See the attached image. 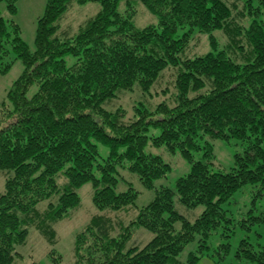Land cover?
<instances>
[{"label":"trees","instance_id":"16d2710c","mask_svg":"<svg viewBox=\"0 0 264 264\" xmlns=\"http://www.w3.org/2000/svg\"><path fill=\"white\" fill-rule=\"evenodd\" d=\"M16 2L0 0L12 14ZM96 2L98 14L77 29L64 26L71 9ZM238 2L244 7L239 16L250 19L247 27L234 16ZM142 5L157 24L136 25ZM217 31L228 39L223 48ZM196 35L210 36L211 51L185 56ZM236 51L243 63L228 54ZM11 52L24 70L0 109V264L24 259L19 248L31 229L56 246L55 224L81 205L79 190L89 183L100 213L76 234L73 264H179L181 252L198 237V251L188 259L196 264L220 230L227 242L212 257L230 264L229 240L237 226L264 224V212L249 211L237 222L225 208L246 185L258 187L259 196L264 192V0H46L34 51L0 11V62ZM12 65L6 63L2 73ZM170 69L176 77L168 101L117 106L134 92L147 96L154 88L159 94V81ZM33 86L37 90L28 97ZM209 140L238 142L241 151L229 172L212 170ZM100 146L109 150L107 157ZM151 146L179 152L191 170L174 189H156L135 217L123 219L120 214L133 216L139 197L133 187L117 191L121 181L130 185L124 170L147 190L171 172L148 151ZM177 200L203 212L191 222L177 210ZM139 229L153 234L143 247L130 245ZM49 255L61 264L56 250ZM235 257L236 264H264V247L244 239Z\"/></svg>","mask_w":264,"mask_h":264},{"label":"rangeland","instance_id":"374dc122","mask_svg":"<svg viewBox=\"0 0 264 264\" xmlns=\"http://www.w3.org/2000/svg\"><path fill=\"white\" fill-rule=\"evenodd\" d=\"M229 5H232L234 0H224ZM245 1V0H244ZM237 3V2H236ZM143 6V5H142ZM46 9V0H17L16 2V12L14 14L10 13L7 4L0 3V11L4 18L11 19L19 26L21 30V37L23 41L29 46V48L34 51L36 49V37L38 30L39 20L43 17ZM101 10V5L99 3H89L87 5H77L67 15L65 19L64 26L67 28L77 29L80 24H83L87 19L94 17ZM123 6L121 4L120 11L122 12ZM243 4L238 2V10H234V16L237 17L238 23L242 26H248L250 19L240 17L238 12H243ZM136 25L138 27H144L151 24H157L158 19L156 16L151 14L144 6L138 8V14L135 18ZM214 37L217 39L220 47L223 48L228 43L226 35L222 31H217L213 33ZM209 35H196L193 39L190 50L185 56L195 57L197 55H204L211 51V46L209 45ZM240 38V44L244 46L247 51V44L244 37ZM239 51V50H238ZM236 51V52H238ZM230 57L238 63H243V56L241 54H235L233 52H228ZM16 55L11 52L9 57H7L3 62H0V109L4 102H7V93L13 83L21 76L24 66L21 61L16 60ZM13 61L12 67L6 73H2V68L6 66V63ZM176 77V70L170 69L166 71L162 78L160 79V84L158 85L159 94L152 89L151 95H144L141 92H134L130 94L122 101L117 103L127 108L130 103L143 102L147 106L152 107L160 102L168 101L170 98V92H173V83ZM170 92H169V90ZM37 87L33 86L30 88L27 96L31 97L36 92ZM166 90L164 93L163 91ZM159 134L157 130H153L151 134ZM213 145L214 159L211 162V168L214 171H220L223 173L229 172L235 166V154L237 151H241V147L238 142L232 141L231 144L222 140H209ZM149 152L155 155H159L162 159L171 166V172L164 179L157 180L155 182V189L147 190L141 184L138 176L134 173L124 170L122 172L123 179H125L130 185L121 181L118 185V192H125L129 187H133L138 193L139 197L133 208V216L120 214L119 216L130 220L136 216L138 209L149 204L156 195V189L162 187H169L174 189L176 187L177 180L188 174L191 170V164L188 163L179 152L172 153L166 147H149ZM100 153L104 157H107L109 150L103 146H100ZM202 151L196 155V159H201ZM0 193L4 190V177L0 176ZM259 188L253 185H246L239 191L232 204L227 205L229 215L239 221L250 215L249 211H253V214L260 215L264 212V192L263 196H259ZM79 194L81 197V205L73 211L70 218L55 224V230L57 232V244L52 247L48 242L34 229L30 230L28 241L24 246L19 248V252L24 256V259L17 261L16 264H54L49 253L51 250H56L62 256L61 264H73L75 261L74 254V242L75 236L90 222L91 218L99 214L100 211L94 206L93 197V186L91 183L84 185L80 190ZM45 204L42 205L44 208ZM177 210L184 215L189 221L194 222L203 212V207H198L196 209H188L182 206L179 201L176 202ZM112 217L115 214L109 213ZM224 232L214 233L208 240V250L204 253L200 260L196 264H217V261L212 255L215 253V249H218L220 245L227 242V240L222 236ZM153 234L145 229H139L130 245L143 247L151 239ZM247 239L251 244L256 247H264V224L251 225L250 229H246L237 226L235 233L229 240L230 252L227 255V262L230 264H236L237 259L235 257L236 252L242 240ZM198 237L190 242L185 249L181 252L179 256V264H188V259L191 253H196L198 251ZM259 245V246H258Z\"/></svg>","mask_w":264,"mask_h":264}]
</instances>
